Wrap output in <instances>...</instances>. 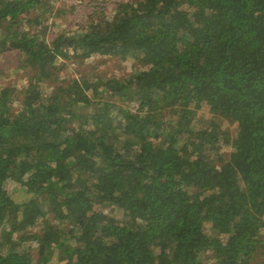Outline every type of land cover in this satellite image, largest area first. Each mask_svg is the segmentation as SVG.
<instances>
[{"label":"trees","instance_id":"obj_1","mask_svg":"<svg viewBox=\"0 0 264 264\" xmlns=\"http://www.w3.org/2000/svg\"><path fill=\"white\" fill-rule=\"evenodd\" d=\"M49 3L0 0V57L30 71L0 90V264H35L26 243L36 264H262L264 0L120 2L51 43ZM94 57L141 68L61 80Z\"/></svg>","mask_w":264,"mask_h":264},{"label":"rangeland","instance_id":"obj_2","mask_svg":"<svg viewBox=\"0 0 264 264\" xmlns=\"http://www.w3.org/2000/svg\"><path fill=\"white\" fill-rule=\"evenodd\" d=\"M136 0H49L51 11L45 16L42 27L46 30V37L49 43L53 42L58 35L64 32H77L89 23H104L106 19H110L114 15V10L120 2H128ZM32 18V17H31ZM31 32H38L39 27L33 25L27 26ZM61 67V80L88 78L94 80L97 77L127 79L134 72L140 70L141 63L135 59L120 60L118 58L94 57L89 60H62L59 64ZM30 71L21 68L16 57L7 53L0 57V90L4 86H13L22 89L28 82ZM50 90L45 92L49 94ZM17 107V105H14ZM129 107L135 110V105L129 104ZM214 121L223 129H228L231 136L236 130V126L228 121L217 118L210 113L208 107H204L197 114L196 123L198 127L209 125ZM222 152L227 156L230 150L224 147ZM224 155V156H225ZM8 192H15L16 187L13 183L5 186ZM15 188V189H14ZM104 211L106 210L103 209ZM119 223L124 224L125 219L121 214L116 213ZM40 231L37 226L30 230L31 233ZM1 233V232H0ZM1 238V237H0ZM0 242H3L0 240ZM27 250L32 253L34 263L39 259L38 249L35 243H26L21 247V251ZM259 261L264 264V254L262 253ZM208 264H215L211 259L206 261ZM51 264H60L57 255L54 256Z\"/></svg>","mask_w":264,"mask_h":264}]
</instances>
